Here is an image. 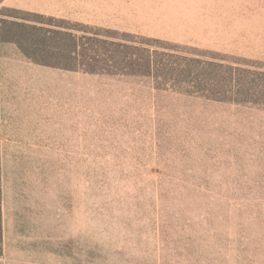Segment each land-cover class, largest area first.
I'll list each match as a JSON object with an SVG mask.
<instances>
[{
    "label": "rangeland",
    "instance_id": "1",
    "mask_svg": "<svg viewBox=\"0 0 264 264\" xmlns=\"http://www.w3.org/2000/svg\"><path fill=\"white\" fill-rule=\"evenodd\" d=\"M130 2L119 35L264 64V0ZM18 55L0 46V264H264V108Z\"/></svg>",
    "mask_w": 264,
    "mask_h": 264
},
{
    "label": "trees",
    "instance_id": "2",
    "mask_svg": "<svg viewBox=\"0 0 264 264\" xmlns=\"http://www.w3.org/2000/svg\"><path fill=\"white\" fill-rule=\"evenodd\" d=\"M0 46L31 62L70 72L139 78L155 89L215 102L264 108V64L229 61L157 38L118 34L65 18L2 6ZM1 130V119H0ZM0 143V257L3 255Z\"/></svg>",
    "mask_w": 264,
    "mask_h": 264
},
{
    "label": "crops",
    "instance_id": "3",
    "mask_svg": "<svg viewBox=\"0 0 264 264\" xmlns=\"http://www.w3.org/2000/svg\"><path fill=\"white\" fill-rule=\"evenodd\" d=\"M4 0L2 6L18 8L26 11L37 12L48 16H55L58 18H65L80 23H85L104 29H112L115 31H130L129 23L130 6L133 7L134 3L131 0ZM135 16V15H133ZM137 16H140L138 13ZM136 21H144V13L136 19ZM143 34V33H142ZM159 39V38H157ZM191 39L194 40L193 34ZM162 40V39H161ZM181 42L188 41L180 39ZM21 60L34 66H42L31 62L23 56L17 49ZM45 67V66H44ZM0 119L2 128V116L0 105ZM0 130V136H1Z\"/></svg>",
    "mask_w": 264,
    "mask_h": 264
}]
</instances>
